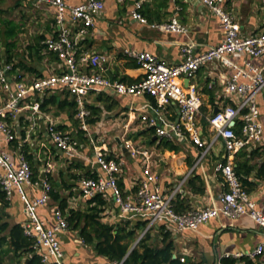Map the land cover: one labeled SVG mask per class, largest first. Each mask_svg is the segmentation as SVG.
Returning <instances> with one entry per match:
<instances>
[{"label": "crops", "instance_id": "obj_1", "mask_svg": "<svg viewBox=\"0 0 264 264\" xmlns=\"http://www.w3.org/2000/svg\"><path fill=\"white\" fill-rule=\"evenodd\" d=\"M67 1L76 4L83 0ZM103 1L104 9L95 26L81 40L78 52L99 53L102 58L98 71L109 80L133 83L143 77V69L134 57L125 52V49L150 51L170 64H175L181 59L179 49L182 43L192 41L195 43V49L201 51L217 44L223 37L220 20L211 15L200 0H140L141 13L147 19V23H142L131 16L134 0ZM226 7L234 14L243 35L257 32L264 27V0H229ZM54 14V7L48 3H38L35 0H0L1 38L4 39L5 36L4 21L16 23L18 25L15 36L16 51L25 54L27 65L35 67L39 76L58 72L62 68V62L57 58L51 59L49 54L39 60L35 55L38 38L45 39L58 32L54 24ZM172 18H176L186 31L176 33L150 25L170 21ZM24 35L29 39L23 44L20 38ZM28 44L31 45V49H28ZM0 48L4 54L5 46L2 43ZM45 52L47 51L44 49L42 55ZM28 53L31 56L28 57ZM233 58L239 57L236 55ZM252 62L255 65H263L264 55L252 59ZM85 71L90 70L85 68ZM227 74V70L221 65L213 64L202 66L197 71L192 81L196 84L201 97L202 112L211 113L215 107L230 102L228 95L223 92ZM24 75L36 76L29 71H25ZM64 90L67 89L58 88L41 97L55 93L58 99H62L67 94ZM67 97L69 100L73 99L72 96ZM84 99L90 117L96 119L88 124V131L79 128L77 117L71 114L68 108L59 109L54 106L49 112H45L60 129L69 132L78 141L79 155L73 158H67L52 143L47 132L45 115H39L37 127L29 137L25 128L29 122L26 123L23 114H20L15 124L11 125L16 135L12 141H5L3 133L0 132V141L15 158L18 153L26 151L33 156L32 162L37 164L35 166L38 178L24 186L29 198L40 193L41 180L54 184L53 189L56 186L60 194L59 200L65 201V213L69 209L84 210L89 199L100 195L105 201V204L100 206V220L114 227L122 225L123 222H127L130 227L140 224L136 231L137 238L143 228L145 217L130 212L121 213L113 201L110 190L87 198H83L80 191L82 179L105 176L94 162V146H98L107 157L121 161L122 171L119 173L118 181L122 184L125 194L132 196L136 191L139 180L144 176L142 156L131 154L129 150V156L125 155L120 142L117 141L119 138L124 144L131 141L134 146L147 151L150 170L158 175V184L163 193L175 191L172 202L177 209L181 208V205L199 208L220 202V195L226 186L220 173L215 170V163L225 161L227 154L222 140L213 138L212 131L202 117L198 118L202 146H197L188 137L182 136L171 140L178 149L169 150L160 147L161 139L165 138L158 136L154 127H150L147 121L142 120L141 115L154 117L159 126L169 127L171 122L177 120L179 114L175 102L169 101L163 108H159L155 98L148 94L119 95L110 88L98 85L92 86ZM262 119L264 121V115ZM205 149V154L199 159L200 153ZM237 161L247 163L242 171L243 180L246 182L242 184L250 192L257 208L264 213V133L259 142L251 143L233 154V166ZM42 171L45 172V179L41 178ZM193 176H198L199 179L189 183ZM69 186L71 188H68ZM198 187L201 188L200 191L196 190ZM60 201L50 197L45 205L37 208L38 217L46 225L54 223L53 210L59 208ZM0 211L2 221L8 224L0 234L5 239L0 245V263L27 264L31 257L29 252L21 253L20 257H12L11 252L9 254L5 252L9 249L10 227L15 224L22 227L26 220L19 195L15 192L10 198L5 197L4 202H0ZM162 225L172 236L175 246L173 257L182 255L190 264L202 262L216 264L218 261L223 264L224 253H248L262 239L259 225L247 215L234 220L219 215L194 230L179 231L173 225L155 224L150 229L151 235L158 237L159 227ZM58 236L63 250V264L111 262L105 256L97 254L91 245L85 244L79 236L78 229L68 227ZM135 240L130 250L135 246ZM245 258L251 261L250 264H264V254L253 258L236 259V264H244Z\"/></svg>", "mask_w": 264, "mask_h": 264}, {"label": "built area", "instance_id": "obj_2", "mask_svg": "<svg viewBox=\"0 0 264 264\" xmlns=\"http://www.w3.org/2000/svg\"><path fill=\"white\" fill-rule=\"evenodd\" d=\"M35 1L48 3L55 9L54 24L58 32L45 38L43 43L46 49L58 56L62 68L46 75L25 77L21 72L12 71V63L0 58V132L3 133L4 140L10 142L16 137L11 125L15 124L20 114L24 115L26 123L29 122L25 127L27 137L36 129L39 115H45L47 132L54 146L67 158L79 155L78 141L73 135L60 129L40 110L39 97L58 88L67 89L74 96L77 103L75 116L79 121V128L84 131H88L87 117L90 116L84 96L92 86L110 88L119 95L148 94L155 98L159 108L173 101L179 108V114L177 120L171 122L169 127L159 126L154 117L141 115V119L147 121L150 127H154L156 134L162 138L172 140L185 136L197 146L203 144L198 118L205 120L213 138L222 140L227 154L225 161L215 163V170L220 173L226 186L220 195V202L191 208L182 213L176 212L172 207L175 191L163 193L158 184V175L150 170L149 154L146 150L134 146L131 141H126L125 146L131 154L141 155L144 165V176L139 180L133 195H126L118 185V176L122 171L121 161L107 157L98 146H94V162L105 176L82 179L81 196L87 198L110 190L121 213L130 212L145 217V226L134 245L155 224L173 225L179 231L194 230L219 215L231 220L247 215L259 225L262 232L261 241L248 253L226 252L222 257L239 259L263 255L264 213L257 208L250 192L236 174L232 157L238 150L259 142L264 133V64L259 66L252 62V59L264 55V27L257 32L243 35L234 14L226 7L229 0H200L208 12L220 20L223 32L221 41L201 51L195 49L194 42L186 41L180 45L181 59L175 64H170L150 51L125 49L144 71L139 81L126 83L109 80L98 71L102 58L99 53L78 52L81 40L95 26L104 9L103 0H83L76 4L68 3L67 0ZM141 8V1L134 0L130 14L134 19L147 23ZM150 25L164 31H186L176 18ZM236 55L238 59L233 58ZM208 64L221 65L227 70L223 92L228 95L230 102L219 106L215 112L213 110L211 113H204L200 109V94L192 80L197 71ZM85 68L90 71H85ZM205 152L206 149L200 153L199 159ZM0 167V186L5 197L10 198L16 192L23 202L26 215V220L22 223L23 233L31 238L32 247L35 253L40 255V261L42 264H63V250L58 234L68 228L64 212L58 207L55 208L54 223L50 226L46 225L36 212L37 208L45 205L50 198V183L41 180L40 193L29 198L24 186L32 180L31 164L24 153H18L15 158L1 141ZM179 259L184 263L187 261L182 255ZM100 264H124V258Z\"/></svg>", "mask_w": 264, "mask_h": 264}, {"label": "trees", "instance_id": "obj_3", "mask_svg": "<svg viewBox=\"0 0 264 264\" xmlns=\"http://www.w3.org/2000/svg\"><path fill=\"white\" fill-rule=\"evenodd\" d=\"M3 23V22H2ZM4 23L5 31H4V39L0 36V45L1 43L5 46V53L2 54V50L0 48V58L4 59L7 62L12 63V71L18 73L21 72L24 74L25 71H29L36 76L39 75L38 71L32 65H27L25 61V54L18 53L16 51L17 48V39L16 30L18 25L12 21H7ZM42 38H38L37 46L35 47V55L39 60L44 58L45 55L49 54L51 59H58V56L46 49L45 44ZM28 49H31V45H27ZM46 50L47 52L42 55V51ZM16 51V52H15ZM31 56L28 53V57ZM69 96H72L73 99L69 100L68 95L66 94L64 98L58 99L57 94H47L43 97H39L40 102V110L42 112H49L52 107L57 108H68L71 114L75 115L77 111V103L74 99V96L71 94L69 90H64ZM93 110V108H91ZM94 113V110H93ZM96 119L93 117H87V123H93ZM160 147L167 148L169 150H177L178 147L172 143L171 140L161 139ZM25 157L30 162L33 175L32 180L38 178L37 176V168L35 164L32 162L33 156L25 151ZM246 162H238L234 166V170L236 174L239 176V179L243 184H245L246 180H243L242 171L246 167ZM50 179V177H49ZM189 181H196L199 179L198 176H193ZM50 183V182H49ZM51 185L50 197L56 201H60V194L54 188V184ZM118 185L122 189L121 185L118 181ZM68 188H71L69 186ZM123 190V189H122ZM200 191L201 188L198 187L196 189ZM124 191V190H123ZM5 193L0 186V202H4ZM105 201L100 197V195H95L91 199L88 200V206L84 210L79 209H69L67 213H65V201L59 202V208L64 212L68 227L78 229L79 236L83 240L85 244L91 245L97 254L101 256H105L109 261L113 260H121L124 258V264H186L187 261L181 262L179 256L173 257V252L175 250L174 242L172 236L165 228V226L159 227V236L151 235L150 231H148L144 237H142L138 243L130 250L132 242L136 239V231L140 228V224H136L133 227H130L127 222H123L122 225L118 227H114L110 223H105L100 220V206L104 205ZM172 202V207L176 212L182 213L190 210L189 206H183L177 209ZM146 221H144L143 227L145 226ZM8 227V224L5 221H2L1 211H0V234ZM9 249L5 252L9 254L12 253V257H20L21 253L29 252L31 257L27 264H42L40 261V255L35 253L32 247L31 238L27 237L23 233V229L19 224H15L10 227L9 231ZM4 237L0 236V245L4 241ZM130 250V251H129ZM244 258V257H242ZM244 264H250L251 261L247 258L244 259ZM223 264H236V259L233 258H224ZM1 264V263H0ZM190 264V263H189Z\"/></svg>", "mask_w": 264, "mask_h": 264}, {"label": "water", "instance_id": "obj_4", "mask_svg": "<svg viewBox=\"0 0 264 264\" xmlns=\"http://www.w3.org/2000/svg\"><path fill=\"white\" fill-rule=\"evenodd\" d=\"M185 82L187 83V81H185ZM217 110H218V107H215L214 112L217 111ZM117 141L120 142V147H121V149H122V152H123L125 155H128V156H129V151H128L127 147L125 146V144L122 143V142L120 141L119 138H117ZM35 164H36V163H35ZM36 165H37V164H36ZM44 173H45L44 171H42V172L40 173L42 179H45V175H44Z\"/></svg>", "mask_w": 264, "mask_h": 264}, {"label": "rangeland", "instance_id": "obj_5", "mask_svg": "<svg viewBox=\"0 0 264 264\" xmlns=\"http://www.w3.org/2000/svg\"><path fill=\"white\" fill-rule=\"evenodd\" d=\"M14 13V12H13ZM29 39V37L27 35H24L22 38H20V41L23 42V44L25 43V41ZM25 130V129H24ZM216 146H214L213 149H215Z\"/></svg>", "mask_w": 264, "mask_h": 264}]
</instances>
